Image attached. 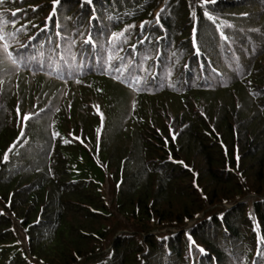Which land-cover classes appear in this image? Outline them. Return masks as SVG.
I'll return each instance as SVG.
<instances>
[{
	"label": "trees",
	"instance_id": "1",
	"mask_svg": "<svg viewBox=\"0 0 264 264\" xmlns=\"http://www.w3.org/2000/svg\"><path fill=\"white\" fill-rule=\"evenodd\" d=\"M52 11L0 0L13 57L34 36L43 63L0 49V264H264V0Z\"/></svg>",
	"mask_w": 264,
	"mask_h": 264
},
{
	"label": "snow or ice",
	"instance_id": "2",
	"mask_svg": "<svg viewBox=\"0 0 264 264\" xmlns=\"http://www.w3.org/2000/svg\"><path fill=\"white\" fill-rule=\"evenodd\" d=\"M82 2H86L89 5H91L92 0H82ZM208 2H210V0H202V3L206 4ZM61 3H62V0H51V7H52L53 11L50 13L49 17L45 18V24H47V22L51 18V16H54L56 14V9L58 8V6H60ZM32 10H33V12H35V8H33ZM203 15L208 20H212V17L209 15L208 12H204ZM13 16H15V13H13ZM89 19H90V21H93V20H95V16L93 15V16L89 17ZM158 22H159V17L157 16V23ZM33 27L35 28L36 25H33ZM141 28H143V24L141 25ZM40 31L41 32L47 31V28H42ZM193 32L195 33V27L193 29ZM9 35H11V34H9ZM116 35H117L116 33H112V37H116ZM56 37H57V40H55V41L49 39V43L55 45V48L52 50L53 54H55V55L59 54V53L55 52V49H60L62 47V42H63V44L67 45L69 51L71 49V45L75 44V41H71L69 43L66 37L61 36L60 32L56 33ZM13 39H15V37H13ZM34 40H35V37L34 36H30V37H28L27 42H17V50L15 52V58H14L13 57V53L9 51V44L5 42V38L4 37L0 36V49H2V51L4 53L5 62L10 63L13 67H15L17 69L21 66V63H23L25 65H28L29 66V70H31V71L37 70V69L31 67V65L33 63L38 64L39 67H43V63L37 58V55L35 53H29V51H28V49L32 46V43H33ZM146 40L149 43L151 42L150 38L145 36V37L139 39L137 41V43L140 44V45H143ZM159 42H160L159 38H157V40H156L157 45L159 44ZM85 43L86 44H90L93 47H96V44L92 40L91 36H88L85 39ZM194 46H195V42H194ZM41 47H43V45ZM132 47H133V50H135L136 45H133ZM99 54L100 53H97V55H99ZM197 54H199V53H197ZM40 56H43L42 52L40 53ZM61 59H64V58L61 57ZM47 60H48V62H51L52 61V57L48 56ZM121 60H122V58H121ZM66 66L69 67V68L71 67V65L67 64V63H66ZM62 67H64V66H62ZM114 70L116 72H122V68L119 67V66H114ZM150 70L151 69H149V71ZM2 71H6V69L0 67V72H2ZM134 77H135V73L132 70V67H131V64H130L129 72H128V78H134ZM65 78H68V77H65ZM135 82L137 84H139L140 80L139 79H135ZM131 86L132 85L129 84V87H131ZM16 112H17V119H21V116H22V121L23 122H27L31 118L28 114H23L22 115L19 108H17ZM97 114L99 115V112ZM21 135L23 136V133H21ZM173 138H174V136H173ZM14 147H15V145L9 146V149L4 153L3 158L0 159V163H7L8 162L9 152L12 151V149ZM178 163H182V162H178ZM189 171H191V169H189ZM17 243H19V241ZM199 251L202 253L204 250L203 249H199ZM257 255H259V253H257Z\"/></svg>",
	"mask_w": 264,
	"mask_h": 264
},
{
	"label": "rangeland",
	"instance_id": "3",
	"mask_svg": "<svg viewBox=\"0 0 264 264\" xmlns=\"http://www.w3.org/2000/svg\"><path fill=\"white\" fill-rule=\"evenodd\" d=\"M155 14H156V12H155ZM103 192H104V195H105V200L107 201V203L110 204L111 203V195L109 194V192H111V186H110V184H109V182L107 180H105V184L103 186ZM226 208H230V206L228 205V206H226ZM200 217H201V215H200ZM191 224H193V223L192 222L189 223V225H191Z\"/></svg>",
	"mask_w": 264,
	"mask_h": 264
},
{
	"label": "water",
	"instance_id": "4",
	"mask_svg": "<svg viewBox=\"0 0 264 264\" xmlns=\"http://www.w3.org/2000/svg\"><path fill=\"white\" fill-rule=\"evenodd\" d=\"M199 218V217H198ZM193 223V222H192Z\"/></svg>",
	"mask_w": 264,
	"mask_h": 264
}]
</instances>
